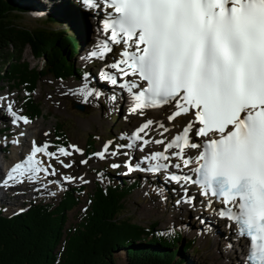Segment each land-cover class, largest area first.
I'll return each instance as SVG.
<instances>
[{"label":"snow or ice","instance_id":"obj_1","mask_svg":"<svg viewBox=\"0 0 264 264\" xmlns=\"http://www.w3.org/2000/svg\"><path fill=\"white\" fill-rule=\"evenodd\" d=\"M80 2L86 10L104 12L99 30L107 38L94 47L89 58L103 59L118 45L117 57L106 67L121 77L144 82L119 83L130 94L129 113L144 115L145 109L171 105L174 111L167 117L169 121L192 114L166 144L163 139H145L141 133L146 134L153 124L165 132L168 128L153 120L142 123L129 137L131 143L118 147L131 148L142 141L141 151L150 143L164 144V150L143 157L142 162H156L148 168L126 162L129 172L179 170V174L171 172L166 177L183 189L177 204L192 203L194 197L188 196L187 187L191 184L209 197V206L211 198H217L224 205L218 214L235 223L237 235L249 242L245 264H264V0ZM101 76L112 85L118 84L112 72L103 71ZM7 111L13 123H30L13 111L12 103L7 104ZM192 137L206 139L198 144ZM33 145L26 161L15 164L3 183L23 182L20 177L25 175L35 180L40 171L48 172L51 165L41 168V161L34 157L43 153L58 158L56 153L48 151L47 143L37 146L34 141ZM170 149L178 151L169 154ZM187 149L198 151L187 155ZM108 151L106 145L96 155L104 159ZM58 152L71 154L64 147ZM171 157L177 162L171 163ZM185 168L191 175L183 172ZM55 171L53 168L50 174Z\"/></svg>","mask_w":264,"mask_h":264},{"label":"rangeland","instance_id":"obj_2","mask_svg":"<svg viewBox=\"0 0 264 264\" xmlns=\"http://www.w3.org/2000/svg\"><path fill=\"white\" fill-rule=\"evenodd\" d=\"M17 1L19 5L25 8L30 4L36 8H43L41 13L45 11L54 13V11L65 10L72 13L73 11L75 12L74 21L67 20V24L64 27L68 30V35L74 36L80 42L79 55L73 61L81 68H85L87 75L80 78L72 77L62 80L49 74L40 79L37 89L32 95L41 104L43 115L32 120L30 124L33 125L35 122L43 123L46 129L49 128L51 134H42L38 139V144L48 143L50 145L49 151L55 152L58 158L48 156L41 164L47 167L51 165L49 167L50 173L53 168L56 171L54 175L49 173L43 180L42 176L44 174L39 173L40 176L38 175L39 180L43 183L41 188L49 190L48 193L41 191L39 195L22 196L19 201H15L13 198L11 201L14 200V203L0 204V209L3 210L4 214L12 215L19 209H28L35 202H58L66 190L73 187H84L85 191L81 203L69 213L67 228H73L77 226L81 217L87 211L90 203L89 195L94 191L96 184L101 182L106 175L105 169L108 166H112L114 162L118 164L120 161L123 162L118 146L128 142L130 132L135 129L134 118L136 116L130 114L126 107L123 98V96L125 97V92L117 94L115 85L112 84L109 86V90L104 92L98 91L96 88L97 83L103 80L101 73L112 70L106 66L113 62L118 52V45H113V51L108 53L103 59L89 58V53L102 39L92 28L95 22L99 24L100 21H97L96 18L100 17L101 11L92 12L86 10L79 0H54L57 3L56 10L49 8L51 5L47 0ZM73 6H77V8H73ZM29 11L31 13L22 15L21 25L33 29L48 24L46 19H39L44 14L38 11ZM81 11L84 14L80 15ZM81 16L87 20V24L82 19L78 21ZM94 34L97 36L95 39L92 37ZM24 59L32 68L39 69L43 66L41 60L33 57L29 48L24 54ZM13 86L12 82L4 80L0 86V95L2 96L7 93L11 87V94L19 96L18 103L21 110L25 112V90L18 87L13 88ZM81 89H84L83 93L80 91ZM88 92H91V95H88ZM112 96H116V99L110 100ZM77 104L85 106L84 111L76 109ZM170 111V109L166 110L164 114L168 116ZM0 117L4 119L1 120L2 124H0V127H7L5 131H0V140L4 141L3 145L0 143V152L4 157L11 159L13 156V139L19 132L14 129V124H12L6 115L0 114ZM60 123H62L64 133L69 141V146L66 149L71 153L64 157L59 154L58 149L66 143L56 138V136H59L57 127ZM183 124L184 122H182ZM121 136L126 137L124 142L120 140ZM89 138H93L95 143L94 155L92 156H89L91 154V149L88 146ZM106 145L109 151L107 154L105 153V158L101 159L96 154L101 152ZM71 146H75L81 151L77 152ZM112 152L119 153L111 155ZM136 153H139L137 149ZM82 160H86L87 163H81ZM0 161L4 172L5 161ZM61 161H63V164H70L71 166L64 167ZM62 176L71 177L72 179L66 181L67 184L62 185ZM24 177H20L23 182L15 181V183H26L27 181ZM53 179L56 182H52ZM131 180L129 178L127 181ZM147 180L144 177L140 188L135 189L126 199V208L122 218L142 227H150L152 224L158 222V226L155 229L156 233L160 235L161 233H181L185 243L194 240V248L185 255L187 259L186 264L222 263L224 245L219 242L218 249H216L214 247V240L218 235L221 237V234L225 237L224 222H221L213 215L207 214L202 210L200 211L197 206V200L192 201V205L188 208H185L184 203L177 204V200L181 199L184 195L179 187H176L171 194H165L162 189L159 190L151 187L147 183ZM1 182L2 180H0V187L3 190L12 187V183H8L3 187L4 185ZM29 190L33 191V188L30 187ZM116 260L117 264H128L124 251L116 254Z\"/></svg>","mask_w":264,"mask_h":264},{"label":"trees","instance_id":"obj_3","mask_svg":"<svg viewBox=\"0 0 264 264\" xmlns=\"http://www.w3.org/2000/svg\"><path fill=\"white\" fill-rule=\"evenodd\" d=\"M25 13L31 12L17 0H0V86L9 80L13 88L24 89L27 114L39 118L41 104L32 94L42 77L52 74L67 80L87 72L74 63L81 45L64 27L67 20L74 21V11L45 14L40 19L48 24L33 29L20 24ZM28 48L43 63L41 68L25 61ZM57 130L68 145L62 123ZM88 141L91 151L95 150L94 139ZM114 169L109 167L103 182L96 184L87 211L73 228H67L69 213L81 203L84 187L66 190L58 202L32 203L19 215L0 210V264H117L120 251L128 264H186L185 255L194 248V240L185 243L181 233L160 235L155 231L158 222L142 227L122 218L126 199L140 187L141 177L137 175L136 182L129 184Z\"/></svg>","mask_w":264,"mask_h":264},{"label":"bare ground","instance_id":"obj_4","mask_svg":"<svg viewBox=\"0 0 264 264\" xmlns=\"http://www.w3.org/2000/svg\"><path fill=\"white\" fill-rule=\"evenodd\" d=\"M27 1H29V0H27ZM47 1H49V4L51 5L49 8L56 10L55 8L57 7V5H56L57 3L54 0L53 1L47 0ZM27 8L33 12L38 11L40 13L43 10V8H41V7L36 8L34 5H31V4L28 5ZM54 12H57V11H54ZM92 12H94V11H92ZM41 14L45 15V14H48V12L45 11L44 13H41ZM44 15H42V16H44ZM101 26H102L101 24H98L95 22L93 24L92 28H93L94 32L97 33L100 37H102L103 39L107 38L99 30L101 28ZM92 37L95 39L97 36H96V34H94ZM114 72H115V70H114ZM118 75L120 78H123L120 76L119 73H118ZM126 80H133V78L127 77ZM134 91H136V89H134ZM124 95H125V97H124L125 104L129 110V103H130L129 95L130 94L128 92H126V93H124ZM0 97L5 98V99H0V100H2V104H4L3 106L5 109H7L8 103H12L13 111H16L18 113V115L26 116L24 111L21 110V107L18 103L19 96L11 94V87L9 88L7 93H5L2 96L0 95ZM171 108L172 107H170L169 109H171ZM166 110H168V108H166V107L156 108V109H145L144 115L134 114L136 116V118H134L135 129L130 132V135H132L133 132L136 131L142 125V123H144L146 120L158 121V122L162 123L166 128H168L169 131L165 132L163 128H159L157 124H153L152 126H150V128L148 130H146V134L141 133V136H143L145 139H150V140L163 139L165 141V144H166V141L168 139H170L171 137H173L180 130V127L182 125V120H183L182 117H178V118H176L175 121L174 120L169 121L167 119L168 116H166L164 114V111H166ZM0 114L5 115V112L4 113L0 112ZM183 117H186L185 121L189 119L188 116H186V115H184ZM0 120H4V119L3 118L1 119V117H0ZM50 123H52V122H50ZM12 124H14L13 125L14 129L18 130V132H19V134L13 140L19 141V142L18 143L13 142V144H12L13 145V156L11 159H8L7 157H3V160L5 161L4 167H5V169H7V171H9V169L11 171V169L14 167L15 164H17L20 161V159H23L29 155L30 150L34 147V145H33L34 141H35V145L39 146L38 145V139L41 137L42 134H44V133L45 134L46 133L51 134L49 128L46 129L45 125L43 123L35 122V123H33V125H31L30 123L24 124L23 121H18L17 123H13V120H12ZM9 132H11V131H9ZM21 133H23L24 136L21 135ZM161 133H163V135H161ZM0 143L3 145L4 141L0 140ZM141 144H142V141H138L137 146L139 148V151L143 152L144 155H149L150 153L155 152V149L164 147V144L150 143L147 146H144L143 150L141 151ZM196 153H197L196 149H187L186 150V154H194L195 155ZM47 157L48 156H46L44 154H40L36 157L35 160H39L42 162V161H45L44 159ZM62 157H64V156H62ZM39 166L47 167L44 164L43 165L40 164ZM2 173H3V170H2V165H1V161H0V174H2ZM38 175H39V173L37 174V179H35V180L29 179L28 176L26 175L24 178L27 181L26 183H20L19 184V183H15V180L9 181V183H12V187H10L9 189H6V190H2L0 192V204L5 205V204H9L10 202L14 203V200L11 201L13 198L15 199V201H19L22 198V196L39 195V194H41V191H45L46 193H48L49 190H43L41 188L43 183L41 180H39ZM43 178L44 177L42 176V180H43ZM67 178L68 177L62 176V179H63L62 185L67 184L66 181L69 180ZM123 179H125V178L123 177ZM24 184H26V185H24ZM30 187L33 188V191L29 190ZM187 187H188V192H189L192 189V187L190 185H187ZM180 190L184 194L181 186H180ZM197 199H198V205L197 206H198L200 211L202 210V211H204L210 215H217L218 208L215 204H211V206L208 207L206 198L200 194H197ZM184 205H185V208H188L192 205V203L191 204L184 203ZM225 226H226L225 227V237H223L222 236L223 234H221V237H220V235H218L217 238H215V240H214V247H216V249H218L219 242H220V244L224 245V249L222 250L223 261L220 264H245L244 259H243L244 256H246V245H245V243L236 236V234L234 233V230H233L232 226H230V224L225 223ZM229 245H231V247H229Z\"/></svg>","mask_w":264,"mask_h":264},{"label":"water","instance_id":"obj_5","mask_svg":"<svg viewBox=\"0 0 264 264\" xmlns=\"http://www.w3.org/2000/svg\"><path fill=\"white\" fill-rule=\"evenodd\" d=\"M40 19V18H39ZM76 109H78V110H80V111H84V109H85V106H83V105H76Z\"/></svg>","mask_w":264,"mask_h":264}]
</instances>
